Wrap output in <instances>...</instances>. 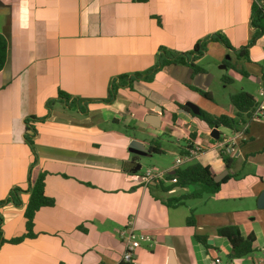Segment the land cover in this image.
I'll use <instances>...</instances> for the list:
<instances>
[{
    "label": "crops",
    "instance_id": "0c3cea01",
    "mask_svg": "<svg viewBox=\"0 0 264 264\" xmlns=\"http://www.w3.org/2000/svg\"><path fill=\"white\" fill-rule=\"evenodd\" d=\"M254 2L0 0V35L7 42L0 71V202L14 188L24 191L20 206L0 204V264H117L124 254L120 232L131 224L151 237L133 264H210L216 258L264 264V120H253V110L239 117L232 96L229 109H221L205 68L194 74L189 65L170 64L150 72L161 49L186 54L206 42V52L215 46L217 55L238 59L240 92L253 96L256 106L263 100L257 90L264 87V20L254 25ZM215 34L229 48L209 40ZM135 74L141 77L130 80ZM121 76L129 78L106 102ZM200 90L219 107L210 109L212 116L227 111L240 131L216 127V140L215 128L184 112L202 110ZM163 137L177 143L175 157L204 148L193 163L216 175L228 171L230 179L217 193L184 202L170 200L190 188L172 187L169 179L140 185V159L147 156L131 152V144L162 153ZM41 173L54 206L37 213L33 237L13 243L27 234L24 213ZM190 215L195 226L186 223ZM225 226H238L245 238L254 235V253L230 259V243L218 235Z\"/></svg>",
    "mask_w": 264,
    "mask_h": 264
},
{
    "label": "trees",
    "instance_id": "16d2710c",
    "mask_svg": "<svg viewBox=\"0 0 264 264\" xmlns=\"http://www.w3.org/2000/svg\"><path fill=\"white\" fill-rule=\"evenodd\" d=\"M137 2H147L148 0H135ZM260 0H255L253 4V23L261 22L264 20V10L263 6H261ZM264 32V29L262 30ZM261 34V33H260ZM211 41H218L223 43L227 48L229 45L227 44L226 40L223 39L219 34H215L209 38ZM206 52V42L198 43L192 52L186 54H177L170 52L167 49H161L160 54L158 56V64L150 71L155 72L158 68L164 67L170 64H178V65H189L194 69V74L203 73L204 70L198 67L195 64V61L202 57ZM6 55H7V42L6 39L0 35V71L3 69L6 63ZM227 63V62H226ZM225 63V64H226ZM148 72V74L150 73ZM243 75H247L245 72L242 73ZM140 74H135L131 78L129 76H121L116 78L112 81L110 94L106 102H110L112 99L115 98L117 90L122 87L121 81L126 79H138L140 78ZM129 80V81H130ZM227 81V80H225ZM131 82V81H130ZM200 94L208 99H212L208 93L200 92ZM65 100H69V96H63ZM231 102L233 106L238 111V116L241 117L243 113H248L252 111L255 107L256 100L251 96L249 93L240 92L235 94L231 97ZM186 111L189 113L190 110L185 108ZM194 118H198L201 121L205 122L209 129H214L216 127H227L231 128L234 131H240L238 127V121L236 119L227 117V116H220L215 117L207 112L200 110L199 115L193 114ZM175 116H173L174 118ZM30 129L29 127L27 128ZM28 144L33 147V141L27 137L26 138ZM150 153H161L160 150H157L155 147H150ZM225 163L227 168H230V163L228 158H225ZM139 169V165H138ZM215 174L214 170L209 166H203L199 163H192L183 168H176L171 173L168 174L167 178L173 182L172 187H180V188H189L193 187L194 191L191 193H186L182 195L180 198H173L172 202H184L190 199H199L204 194H215L217 193L221 185L228 179H230L231 174L227 175L223 181L220 183L215 182ZM45 173H41L30 190V199L26 206L24 217L26 219V229L27 234L24 237H19L13 239L12 242H21L25 238H31L34 236L33 227L34 221L37 213L47 207L54 206V200L49 198L46 194L45 188ZM196 187V188H195ZM24 193L20 188H14L11 190L9 194V198L5 201L0 202V204L6 203H13L16 206L21 205V200L19 195ZM2 223L3 220L0 217V244L3 241V231H2ZM188 226H195V220L193 215L187 218L186 221ZM218 235L220 237L226 238L227 241L230 243L231 246V253L229 255L230 259H241L247 257L254 253V243H255V236L249 235L248 237H243L238 226H225L218 229ZM197 239L207 245V240L202 237L197 236ZM209 247V246H208Z\"/></svg>",
    "mask_w": 264,
    "mask_h": 264
},
{
    "label": "rangeland",
    "instance_id": "374dc122",
    "mask_svg": "<svg viewBox=\"0 0 264 264\" xmlns=\"http://www.w3.org/2000/svg\"><path fill=\"white\" fill-rule=\"evenodd\" d=\"M264 24V23H263ZM222 45V44H221ZM207 55L204 57L198 58L201 62L196 65L201 68H205L211 75L214 77V81L211 86V92L213 93L217 104L220 106L221 109H229L230 103V97L239 93L242 89L241 83L238 82L236 79V76L234 74V71L240 69L241 65L239 64V61L236 57L231 55L230 53L222 54L218 53V47H211L207 50ZM232 58L231 60L228 59ZM197 60V61H198ZM199 60V61H200ZM227 62V63H226ZM226 63V64H225ZM224 64V65H223ZM225 66V69L221 68ZM232 79L233 83L229 84L225 80ZM251 89V88H250ZM199 93L201 92L198 91ZM258 93V90H257ZM204 97V96H203ZM217 104L207 103L205 97L201 101V108L203 111L207 112L208 114L212 115V110H217L219 107H217ZM212 113H211V112ZM222 116H231L227 111L223 112ZM216 117V116H215ZM235 119V118H233ZM164 141L162 140L160 142V147L164 152L162 153H155L151 157H142L140 159V165L141 169L140 172L142 174H145L148 170H157V171H165L168 168H171L173 165H175V162L177 160V157H175L176 152V144L172 145L166 138H164ZM182 147H184L186 144L184 142H181L180 144ZM165 179H168L167 177ZM191 191H194L193 188L189 187Z\"/></svg>",
    "mask_w": 264,
    "mask_h": 264
},
{
    "label": "built area",
    "instance_id": "2783aa9c",
    "mask_svg": "<svg viewBox=\"0 0 264 264\" xmlns=\"http://www.w3.org/2000/svg\"><path fill=\"white\" fill-rule=\"evenodd\" d=\"M258 93L263 96V100L255 106L252 111V119L255 121L264 120V87L258 89ZM246 128L243 129V132ZM241 132L238 138L243 135ZM230 147L227 146L228 153L235 150L236 139L234 138L231 142H228ZM226 145V144H225ZM204 152V148L200 146H194L186 149L184 153L177 157L175 162L176 168H183L193 163L198 157ZM174 169V170H175ZM166 171L148 170L143 176L137 177V182L140 185L149 186L152 184L159 183L162 179L168 176ZM120 238L124 244V254L120 263L117 264H133V257L137 249L142 246L143 241H150L151 237L144 233H137L134 227L131 225L127 226L120 232ZM210 264H225L220 258L212 260Z\"/></svg>",
    "mask_w": 264,
    "mask_h": 264
},
{
    "label": "water",
    "instance_id": "95a60500",
    "mask_svg": "<svg viewBox=\"0 0 264 264\" xmlns=\"http://www.w3.org/2000/svg\"><path fill=\"white\" fill-rule=\"evenodd\" d=\"M228 59H230V58L228 57ZM223 68H225V66H223ZM190 110L195 115L200 114V110L198 108L190 107ZM184 112L189 114V112L186 110H184ZM211 136L216 140L219 139V133L217 131V128H215L212 131ZM131 152H133L134 154L140 155V156H147V157L150 156L149 150L145 149V147L141 143H138V142H133L131 144ZM227 175H228V171H225L224 173L217 175L215 177V182L220 183L221 181L224 180V178Z\"/></svg>",
    "mask_w": 264,
    "mask_h": 264
}]
</instances>
